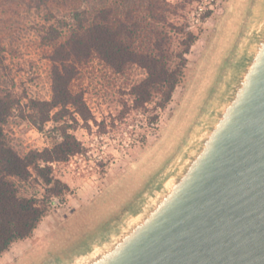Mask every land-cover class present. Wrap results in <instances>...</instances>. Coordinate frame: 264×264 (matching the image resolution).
Returning <instances> with one entry per match:
<instances>
[{"label": "rangeland", "instance_id": "obj_1", "mask_svg": "<svg viewBox=\"0 0 264 264\" xmlns=\"http://www.w3.org/2000/svg\"><path fill=\"white\" fill-rule=\"evenodd\" d=\"M96 0H88L93 4ZM259 0H197L185 8L193 30L201 28L187 54V67L155 124L150 112L137 109L130 93L145 70L132 65L123 73L92 58L79 67L73 89L83 92L87 120L73 113L48 121L43 131L16 110L4 130L19 153L50 147L62 125L81 142L82 151L66 161L51 162L53 176L67 183L64 200L53 203L31 236L16 241L0 264H56L87 246L115 224L174 163L208 110L250 28ZM0 30L4 67L0 68L23 105L50 97L49 49L25 26L32 12L4 11ZM3 9V10H2ZM210 15L202 21L207 10ZM62 12V11H61ZM59 12V15L61 14ZM143 140V142H142ZM23 195L41 196L46 186L36 179L18 182Z\"/></svg>", "mask_w": 264, "mask_h": 264}, {"label": "water", "instance_id": "obj_2", "mask_svg": "<svg viewBox=\"0 0 264 264\" xmlns=\"http://www.w3.org/2000/svg\"><path fill=\"white\" fill-rule=\"evenodd\" d=\"M56 264H264V0L174 163Z\"/></svg>", "mask_w": 264, "mask_h": 264}, {"label": "trees", "instance_id": "obj_3", "mask_svg": "<svg viewBox=\"0 0 264 264\" xmlns=\"http://www.w3.org/2000/svg\"><path fill=\"white\" fill-rule=\"evenodd\" d=\"M4 1V11L23 8L37 16L28 18L25 26L49 49L51 92L47 99H29L22 105L0 72V256L12 243L31 236L50 206L62 202L70 191L67 183L53 176L51 162L66 161L82 151L74 134L57 125L53 127L58 138L50 147L19 153L4 130L8 118L17 110L19 117L40 131L48 121L58 122L73 113L87 120L83 92L72 85L79 67L97 58L118 73L132 65L145 70L130 93L134 107L151 111L148 121L155 124L182 80L187 54L201 32L200 27H190L184 14L197 0ZM210 13L207 9L200 19ZM3 52L0 30L1 69ZM31 179L46 186L43 195L19 192L18 182Z\"/></svg>", "mask_w": 264, "mask_h": 264}]
</instances>
